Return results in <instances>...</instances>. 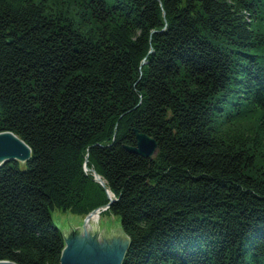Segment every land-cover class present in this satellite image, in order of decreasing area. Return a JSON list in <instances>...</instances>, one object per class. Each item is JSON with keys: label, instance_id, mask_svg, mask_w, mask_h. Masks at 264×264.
<instances>
[{"label": "trees", "instance_id": "1", "mask_svg": "<svg viewBox=\"0 0 264 264\" xmlns=\"http://www.w3.org/2000/svg\"><path fill=\"white\" fill-rule=\"evenodd\" d=\"M258 116L264 0H0V133L31 150L0 165V261L59 264L50 211L107 204L95 171L122 264H264L259 143L219 130Z\"/></svg>", "mask_w": 264, "mask_h": 264}, {"label": "water", "instance_id": "2", "mask_svg": "<svg viewBox=\"0 0 264 264\" xmlns=\"http://www.w3.org/2000/svg\"><path fill=\"white\" fill-rule=\"evenodd\" d=\"M133 132L136 143L133 146H125V150L143 158H154L158 151L156 140L138 129ZM30 156V148L20 138L10 132L0 133V165L15 160L25 162ZM93 175L94 180L103 186L108 194L105 182L95 171ZM108 199L106 205L92 210L85 216L80 229L66 232L67 237L63 236L64 248L59 264H122L129 246V242L126 244V235H98L97 232L94 234L89 225L92 215L110 207L114 198ZM0 264L15 263L0 261Z\"/></svg>", "mask_w": 264, "mask_h": 264}, {"label": "rangeland", "instance_id": "3", "mask_svg": "<svg viewBox=\"0 0 264 264\" xmlns=\"http://www.w3.org/2000/svg\"><path fill=\"white\" fill-rule=\"evenodd\" d=\"M260 119L261 118L259 116L255 118L250 117L247 120H241L235 122L234 124L232 123L227 125H221L219 130L220 133L224 135V137L226 138L234 137L236 141L239 143L245 141L249 142L250 140H254L258 142L259 155H261V158L262 157L264 158V131L261 130V128L258 126V121ZM263 161L262 160L260 161V159H258L259 164L264 168ZM84 171L87 172L88 169L87 170L84 169ZM101 214L98 215L100 216V220L98 221V224H96L95 222L90 223L91 230L94 234L95 232H97L98 235H125L122 232L120 226V218L118 216L112 215L109 212L102 213V211ZM50 215H51L52 224L58 229H60L63 233V236L66 237H67L66 232H73V230L80 229V227L83 225L84 218L86 216V215L82 216V215L74 214L72 212H63L59 209H54L50 211ZM127 242H129V239L126 236V244Z\"/></svg>", "mask_w": 264, "mask_h": 264}, {"label": "bare ground", "instance_id": "4", "mask_svg": "<svg viewBox=\"0 0 264 264\" xmlns=\"http://www.w3.org/2000/svg\"><path fill=\"white\" fill-rule=\"evenodd\" d=\"M85 167H86V169H88V167L86 166V163H84V169H85ZM102 179V178H101ZM104 181V180H103ZM106 195H107V197L108 198H114L113 197V194L108 190V194H107V192H106ZM115 199V198H114ZM106 205V204H105ZM102 206H104V205H102ZM102 206H100V207H102ZM99 208V207H98ZM109 209V208H108ZM108 209H106V211L108 210ZM103 211H105V210H103ZM102 211V213H107L106 211L105 212H103ZM90 213V212H89ZM99 214H101V212L99 213ZM99 214H95V215H92L91 216V218H90V220H89V225H90V223L91 222H95L96 224H98V221L100 220V216H98ZM87 215V214H86ZM102 215V214H101ZM82 227V226H81ZM80 227V228H81ZM123 232V231H122ZM128 238V237H127ZM64 248V247H63ZM127 253V252H126ZM126 256V255H125Z\"/></svg>", "mask_w": 264, "mask_h": 264}]
</instances>
